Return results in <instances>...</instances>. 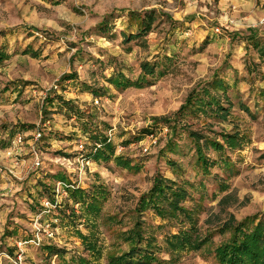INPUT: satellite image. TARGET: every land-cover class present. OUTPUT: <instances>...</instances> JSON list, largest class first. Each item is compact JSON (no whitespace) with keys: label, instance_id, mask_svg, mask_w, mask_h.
Masks as SVG:
<instances>
[{"label":"rangeland","instance_id":"1","mask_svg":"<svg viewBox=\"0 0 264 264\" xmlns=\"http://www.w3.org/2000/svg\"><path fill=\"white\" fill-rule=\"evenodd\" d=\"M138 17L153 19L143 35ZM0 46L10 55L0 65V264H59L48 247L67 260L86 256L69 216L81 206L68 189H107L100 264L129 250L123 233L137 222L160 243L161 264H219L213 252L227 236L217 229L264 219V0H0ZM146 64L154 76L142 74ZM120 75L144 86L117 88L110 80ZM217 81L228 86L219 95L230 114L182 117L192 97L217 95ZM194 133L220 143L241 133L247 142L222 154L203 147L216 164L204 174ZM105 143L113 160H92ZM156 180L187 187L183 207L203 235L214 233L201 251L169 262L164 237L180 223L139 208ZM85 222L77 226L88 235Z\"/></svg>","mask_w":264,"mask_h":264},{"label":"trees","instance_id":"2","mask_svg":"<svg viewBox=\"0 0 264 264\" xmlns=\"http://www.w3.org/2000/svg\"><path fill=\"white\" fill-rule=\"evenodd\" d=\"M140 21V33L143 35L151 28L152 17L137 18ZM130 36L128 40L132 39ZM255 47L259 49V43L252 41ZM10 59V55L5 46H0V65ZM144 76L155 75V65H145L142 68ZM70 78V77H67ZM120 75L111 79V83L117 87H143L144 82L137 81L131 83ZM217 95H212L209 91L204 97H192L188 102L187 109H183L182 117L189 115L188 111H198L202 114H213L223 120L230 114V110L226 109L222 104L221 97L225 99L228 93V86L223 81L214 83ZM227 99V98H226ZM230 105V104H229ZM231 108V105L229 106ZM194 141L197 155V162L204 174H210V170L216 164L207 157L203 147L213 149L217 153L222 154L226 149L232 151L240 149L247 139L241 133L222 134L223 142L217 140L205 139L199 134L190 135ZM98 139V138H97ZM204 139V145L201 140ZM113 148L105 143V148L98 150L90 158L92 160L109 162L113 160ZM116 165L123 169L139 170L137 165H131L130 162L123 159H115ZM223 167L230 171L231 165L227 160L221 161ZM57 181L66 182L65 177L57 175L54 177ZM222 184V191L227 190L226 183ZM69 199L74 205H80L81 215H77L72 209L70 216V224L75 227L77 235L81 240L84 255H74L69 260L66 259V252L56 247H48L47 253L51 256H57L60 259L59 264H100L103 258V246L97 237L98 223L101 219L103 204L108 198L107 189L102 185H95L90 191L81 189H68ZM53 193V192H52ZM55 193V192H54ZM190 193L186 186H179L176 182L167 180H156L152 193L143 198L139 204L141 212L148 210L153 211L162 222L167 221L172 224L174 221L180 223L179 230L175 233L165 235V250L170 254L169 262L176 260L175 256L182 252L201 251L204 246L211 243L214 233L208 232L205 235L197 227L191 213L183 207L184 202L189 198ZM55 203V200L52 201ZM63 219H66V213L60 212ZM85 219V228L90 232L88 235L83 234L77 226V219ZM161 229L165 225H160ZM216 233L227 236L215 249L214 256L219 264H264V219L261 217H248L239 222L234 221L218 228ZM124 241L130 244L128 251L121 255L113 256L108 259L107 264H161L159 253L163 251L160 243L153 235H148L142 223L137 222L135 227L123 233Z\"/></svg>","mask_w":264,"mask_h":264},{"label":"built area","instance_id":"3","mask_svg":"<svg viewBox=\"0 0 264 264\" xmlns=\"http://www.w3.org/2000/svg\"><path fill=\"white\" fill-rule=\"evenodd\" d=\"M38 135H39L38 138L41 137V134H38ZM24 141H25L24 135L18 134L17 137H16V139H15V143H17L19 145H22L24 143ZM80 148L81 149L84 148L83 143L80 144ZM35 156H36L35 157V159H36L35 164H36L37 167H39L40 164H41V161L39 160L38 154L36 152H35Z\"/></svg>","mask_w":264,"mask_h":264}]
</instances>
